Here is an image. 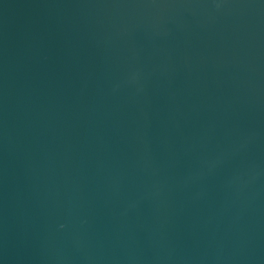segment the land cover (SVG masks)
Returning <instances> with one entry per match:
<instances>
[{"label":"water","instance_id":"obj_1","mask_svg":"<svg viewBox=\"0 0 264 264\" xmlns=\"http://www.w3.org/2000/svg\"><path fill=\"white\" fill-rule=\"evenodd\" d=\"M0 264H264V0H0Z\"/></svg>","mask_w":264,"mask_h":264}]
</instances>
